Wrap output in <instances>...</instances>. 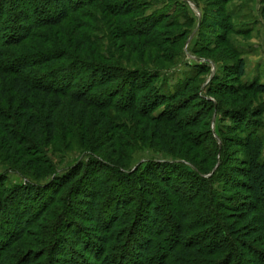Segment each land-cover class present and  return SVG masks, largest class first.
Wrapping results in <instances>:
<instances>
[{
  "label": "trees",
  "instance_id": "trees-1",
  "mask_svg": "<svg viewBox=\"0 0 264 264\" xmlns=\"http://www.w3.org/2000/svg\"><path fill=\"white\" fill-rule=\"evenodd\" d=\"M193 25L180 0H0V152L29 181L0 177V264H264V83L220 36L206 93L203 49L162 87ZM123 118L174 161L134 170ZM69 136L89 158L57 176L43 147Z\"/></svg>",
  "mask_w": 264,
  "mask_h": 264
},
{
  "label": "rangeland",
  "instance_id": "rangeland-1",
  "mask_svg": "<svg viewBox=\"0 0 264 264\" xmlns=\"http://www.w3.org/2000/svg\"><path fill=\"white\" fill-rule=\"evenodd\" d=\"M180 1H187L188 13L190 18L194 20V25L190 30L191 35L185 45L182 59L176 64L164 65V70H172L164 72L165 77L163 78L164 82L161 85L162 87L167 85L171 89L178 80L184 79L185 75L191 73L195 66L201 64L202 62L193 54L194 50L203 49L208 52H203L200 55L211 58L217 62H211L212 75L211 77L205 78L206 82L203 84V89L206 93L214 75L216 73L223 75L227 69L226 67L233 64L235 61V58L233 59L225 52L224 44L216 45L220 36H224L226 42H230L234 47L242 51V57L247 63L246 79L249 81L259 76L262 77V82L264 83V0H231L225 6L220 5L218 0ZM197 5H199V7ZM227 15H229L230 18H226ZM181 23H185V20L181 19ZM115 52L118 57L121 56L119 52L114 51V53ZM138 60H141V57L134 56L133 65L144 62H138ZM130 67H132V65H130ZM85 86L88 87L86 84ZM122 89L123 88H118L117 91L121 93L120 91H122ZM107 97L109 96L106 93L103 98ZM230 104V106L233 105V103ZM251 104L253 108H263L262 120L264 123V95L256 97L251 101ZM120 121L123 126H127L122 130L124 137L133 144V148L131 147L132 149L130 151L132 153L130 158L134 170L152 161H174L173 158L162 153L161 150L150 146L148 143L150 137L143 136L141 139L139 134L140 131L138 130L139 132H137L135 127L136 124L132 119L128 120L123 118L120 119ZM231 124L232 121L230 119H225L222 115H219L212 124V130L217 132L220 128ZM129 131L132 133L128 134ZM262 133L264 135V126L262 127ZM236 137L239 140L244 136L241 133H237L235 138ZM82 146L83 144L77 136H69L66 137L64 143L60 142L56 148L43 147V151L45 152L44 155L56 166V175L64 176L72 168L81 162L87 161L89 158V156L86 155V150ZM243 152V147L240 145L233 148L230 154L233 165L239 166V163L235 161L242 157ZM2 157L0 152V177L8 175V183L12 186L27 184L29 181L11 171L8 164L4 163ZM54 177L48 178L43 184L53 181ZM234 193L236 194L238 192L234 191Z\"/></svg>",
  "mask_w": 264,
  "mask_h": 264
}]
</instances>
